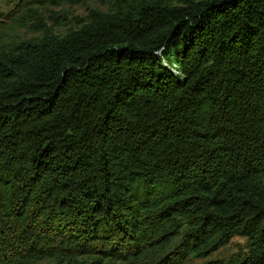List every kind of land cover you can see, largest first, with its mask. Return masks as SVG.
Returning a JSON list of instances; mask_svg holds the SVG:
<instances>
[{
    "label": "trees",
    "instance_id": "16d2710c",
    "mask_svg": "<svg viewBox=\"0 0 264 264\" xmlns=\"http://www.w3.org/2000/svg\"><path fill=\"white\" fill-rule=\"evenodd\" d=\"M180 2L0 47V264H264V0Z\"/></svg>",
    "mask_w": 264,
    "mask_h": 264
},
{
    "label": "rangeland",
    "instance_id": "374dc122",
    "mask_svg": "<svg viewBox=\"0 0 264 264\" xmlns=\"http://www.w3.org/2000/svg\"><path fill=\"white\" fill-rule=\"evenodd\" d=\"M32 1L0 0V44H2L0 47L4 46L2 51L23 40L39 37L43 30H50L55 35L63 36L69 30L80 26L92 9L108 12L117 6L125 8L142 1H160L168 6L182 5L180 0H95L76 5H59L56 1L37 7L31 5ZM22 6L31 7L35 12L24 15ZM19 16L21 19L16 21ZM246 252L245 239L236 237L208 257L191 259L187 264H237L238 259L246 256Z\"/></svg>",
    "mask_w": 264,
    "mask_h": 264
}]
</instances>
